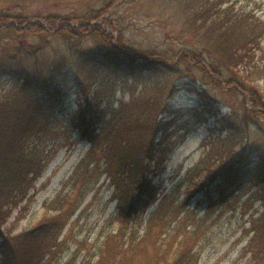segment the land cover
<instances>
[{"label": "trees", "instance_id": "obj_1", "mask_svg": "<svg viewBox=\"0 0 264 264\" xmlns=\"http://www.w3.org/2000/svg\"><path fill=\"white\" fill-rule=\"evenodd\" d=\"M4 1L21 4L58 0ZM117 1L105 0L91 19L104 16ZM180 18L182 32L191 41L177 52V61L194 62L209 76L229 72L232 76L227 83L234 82L232 88L247 94L252 111L264 115L261 93L248 85L264 81V19L236 8L228 0H198L186 6ZM74 19L67 14H49L30 20L22 14L0 11V44L14 34L42 38L53 33L76 50L85 63L112 65L132 74L167 69V61L158 50L136 49L122 36L113 40L111 32L99 22L73 24ZM107 21L104 19V23ZM91 37L98 38L100 45L81 48L82 42ZM37 66L18 53L0 52V77L9 75L21 80L25 90L41 93L47 105L39 111L31 110L18 98L0 92V264H56L57 255L64 250V231L74 207L46 215L32 227L15 232L29 211L37 181L53 155L52 127L59 120L91 142L89 157L102 153V170L115 188L117 217L126 222L118 232L104 236L96 260L88 257L78 262L72 258L66 264H199L200 252L195 247L199 228L168 230L169 220L163 213L168 193L162 198L159 194L169 153L154 139L161 122L159 105L152 94L132 95L128 100L113 97L104 102L102 92L90 90L80 94L78 107L71 109L63 104L64 66L55 60L46 72L43 66ZM199 94L208 106V90H200ZM215 154L209 153L186 176L195 179L206 172L195 189L204 192L209 206L226 202L245 181L256 184L264 205V155L257 164L250 165L245 156L231 153L225 160L218 153L219 160L225 162L219 167L209 166L207 162ZM146 159H154V167L146 165ZM98 164L93 170L99 168ZM155 205L141 233L143 217ZM261 219L253 221V234L246 245V251L251 252L249 264H264Z\"/></svg>", "mask_w": 264, "mask_h": 264}, {"label": "rangeland", "instance_id": "obj_2", "mask_svg": "<svg viewBox=\"0 0 264 264\" xmlns=\"http://www.w3.org/2000/svg\"><path fill=\"white\" fill-rule=\"evenodd\" d=\"M104 2L58 0L15 4L0 0V11L22 14L30 20L67 14L77 18L73 24L99 22L111 32L113 40L122 36L136 49L158 50L167 61L168 65H164L167 69L132 74L112 65L85 63L76 50L72 51L64 39L53 33L42 38L14 34L1 41L0 52L18 53L29 64L43 66L44 72L54 66V60L64 66L63 104L71 109L78 107L80 94L90 90L102 92L104 102L107 98L128 100L132 95L152 94L159 105L161 122L154 139L169 153L159 194L162 198L168 193L163 209L169 220L168 230L199 228L195 246L200 252L199 264H249L251 252L246 251V245L253 234L251 227L254 220L264 219V205L256 193V184L245 181L226 202L210 207L204 192L195 189L206 172L195 179L186 176L209 153H217L207 162L209 166H221L231 153L247 157L250 165L261 161L264 115L252 111L250 99L245 98L247 94L232 88L234 82L227 83L232 76L229 72L209 76L194 62L177 61V52L191 41L182 32L180 17L186 6L197 4L198 0H119L104 16L91 19ZM228 3L264 19V0H228ZM97 39L83 41L81 48L99 46ZM248 85L258 88L264 100L263 80ZM203 89L208 90L207 97L210 95L208 106L199 94ZM0 92L18 98L31 110L47 108L41 93L25 90L21 80L9 75L0 77ZM214 111H218L215 116ZM58 114L62 119V112ZM52 128L53 155L37 181L29 211L15 232L32 227L46 215L74 207L64 231V250L57 255L56 264H66L72 258L78 262L88 257L96 260L104 236L126 225L117 217L115 188L102 170V153H95L96 159L89 157L91 142L79 130L66 127L62 120ZM218 153L225 158L219 160ZM154 159H146V165L154 167ZM96 163L99 168L93 170ZM154 208L156 205L144 215L141 233Z\"/></svg>", "mask_w": 264, "mask_h": 264}]
</instances>
